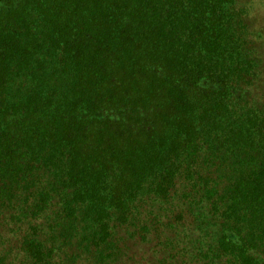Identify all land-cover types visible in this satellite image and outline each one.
Returning <instances> with one entry per match:
<instances>
[{"label":"trees","instance_id":"16d2710c","mask_svg":"<svg viewBox=\"0 0 264 264\" xmlns=\"http://www.w3.org/2000/svg\"><path fill=\"white\" fill-rule=\"evenodd\" d=\"M264 264V51L242 0H0V264Z\"/></svg>","mask_w":264,"mask_h":264},{"label":"rangeland","instance_id":"374dc122","mask_svg":"<svg viewBox=\"0 0 264 264\" xmlns=\"http://www.w3.org/2000/svg\"><path fill=\"white\" fill-rule=\"evenodd\" d=\"M249 10V19L253 26V32L257 36L264 51V0H242ZM148 248L135 245L131 246L130 262L127 264H148Z\"/></svg>","mask_w":264,"mask_h":264}]
</instances>
